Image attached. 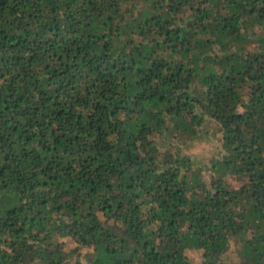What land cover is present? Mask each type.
I'll list each match as a JSON object with an SVG mask.
<instances>
[{
  "label": "trees",
  "instance_id": "obj_1",
  "mask_svg": "<svg viewBox=\"0 0 264 264\" xmlns=\"http://www.w3.org/2000/svg\"><path fill=\"white\" fill-rule=\"evenodd\" d=\"M0 264H264V0H0Z\"/></svg>",
  "mask_w": 264,
  "mask_h": 264
},
{
  "label": "rangeland",
  "instance_id": "obj_2",
  "mask_svg": "<svg viewBox=\"0 0 264 264\" xmlns=\"http://www.w3.org/2000/svg\"><path fill=\"white\" fill-rule=\"evenodd\" d=\"M214 146H219V141L217 142V140L214 141ZM214 146H212V143L211 142H207L206 140H203V141H199V142H194V144L189 147L186 152L188 154H191L194 158L195 157H199V158H203V157H208L210 156L214 150H218V149H215L213 148ZM231 183L233 184H236L234 180H230ZM225 258H229L228 260L230 259H233V257H235V255L233 256V254L231 253V249L229 251H227L225 253ZM191 256L195 257V260L198 259V256L199 254L197 253H191Z\"/></svg>",
  "mask_w": 264,
  "mask_h": 264
}]
</instances>
